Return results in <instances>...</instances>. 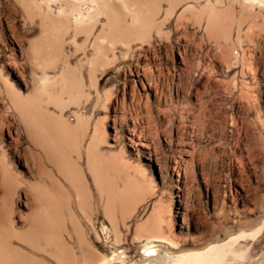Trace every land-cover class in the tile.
<instances>
[{
  "label": "rangeland",
  "instance_id": "1",
  "mask_svg": "<svg viewBox=\"0 0 264 264\" xmlns=\"http://www.w3.org/2000/svg\"><path fill=\"white\" fill-rule=\"evenodd\" d=\"M6 247L264 264V0H0Z\"/></svg>",
  "mask_w": 264,
  "mask_h": 264
},
{
  "label": "bare ground",
  "instance_id": "2",
  "mask_svg": "<svg viewBox=\"0 0 264 264\" xmlns=\"http://www.w3.org/2000/svg\"><path fill=\"white\" fill-rule=\"evenodd\" d=\"M3 241L5 240L3 239ZM32 255L25 254L18 249L11 250L10 247H6L1 249L0 264H47ZM221 261V253L216 248H212L204 253L180 257L174 264H220Z\"/></svg>",
  "mask_w": 264,
  "mask_h": 264
}]
</instances>
